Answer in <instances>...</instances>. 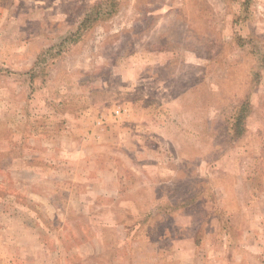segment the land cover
<instances>
[{
    "label": "rangeland",
    "instance_id": "374dc122",
    "mask_svg": "<svg viewBox=\"0 0 264 264\" xmlns=\"http://www.w3.org/2000/svg\"><path fill=\"white\" fill-rule=\"evenodd\" d=\"M0 264H264V0H0Z\"/></svg>",
    "mask_w": 264,
    "mask_h": 264
}]
</instances>
